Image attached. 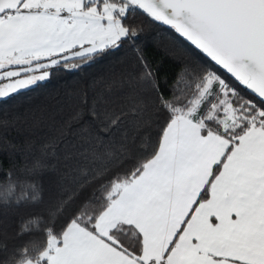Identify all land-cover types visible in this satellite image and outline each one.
<instances>
[{
  "label": "snow or ice",
  "instance_id": "1",
  "mask_svg": "<svg viewBox=\"0 0 264 264\" xmlns=\"http://www.w3.org/2000/svg\"><path fill=\"white\" fill-rule=\"evenodd\" d=\"M140 11L217 67L193 61L162 87L135 43L142 27L125 23ZM125 41L118 108L104 96L115 81L69 93L64 126L95 169L55 203L40 242L8 255L0 243V264H264V0H0V100ZM57 147L4 173L0 207L42 199Z\"/></svg>",
  "mask_w": 264,
  "mask_h": 264
},
{
  "label": "trees",
  "instance_id": "2",
  "mask_svg": "<svg viewBox=\"0 0 264 264\" xmlns=\"http://www.w3.org/2000/svg\"><path fill=\"white\" fill-rule=\"evenodd\" d=\"M125 23L142 27L143 31L135 43L161 78L162 87H167L163 84L164 78L171 85L186 65L193 61L217 67L202 52L185 42L173 28L152 21L142 11L134 19L130 16ZM128 55L129 42L125 41L123 47L79 70L54 72L49 80L38 86L0 100V120L8 121L7 127H0V180L9 169L18 170L40 158L42 145L54 143L58 146L55 156L47 158L49 167L41 179L42 199L34 203L0 207V243L6 245L4 255L40 242L43 239L42 229L48 226L49 213L55 203L65 195L66 190L75 189L73 180L81 176V170L92 174L96 165L91 159L84 160L78 155L87 145L76 136L74 128L64 126L75 107L69 93L81 90L93 81H115L114 90L111 93L105 92L104 96L111 107L118 108L122 99L117 95L119 81ZM102 89L103 84L98 85L97 91ZM243 91L251 95L246 89ZM68 153L73 154L72 160L65 159ZM69 166L73 170L65 175ZM130 166L131 161H128L122 168L114 170L123 171ZM80 182L83 183V180ZM94 187L90 185L81 195H88ZM35 217L41 218L38 227L21 232L24 222ZM4 255H0V259Z\"/></svg>",
  "mask_w": 264,
  "mask_h": 264
},
{
  "label": "water",
  "instance_id": "3",
  "mask_svg": "<svg viewBox=\"0 0 264 264\" xmlns=\"http://www.w3.org/2000/svg\"><path fill=\"white\" fill-rule=\"evenodd\" d=\"M168 26V25H167ZM168 27H171V26H168ZM172 28V27H171ZM178 34V33H177ZM179 35V34H178ZM180 36V35H179ZM181 38H183V40L185 41V42H187L190 46H192V47H194L195 48V46L194 45H192L191 44V42L190 41H188L186 38H184V37H182V36H180ZM196 49V48H195ZM198 50V49H197ZM200 51V50H199ZM201 52V51H200ZM203 54V53H202ZM204 56H206L205 54H203ZM207 57V56H206ZM208 58V57H207ZM210 59V58H209Z\"/></svg>",
  "mask_w": 264,
  "mask_h": 264
}]
</instances>
